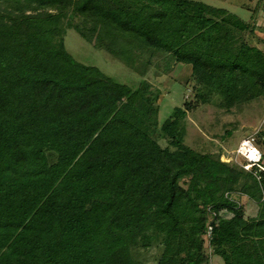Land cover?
Instances as JSON below:
<instances>
[{"label": "trees", "instance_id": "obj_1", "mask_svg": "<svg viewBox=\"0 0 264 264\" xmlns=\"http://www.w3.org/2000/svg\"><path fill=\"white\" fill-rule=\"evenodd\" d=\"M252 20L205 0H0V264H152L153 247L154 264H264V171L185 143L198 107L264 99ZM69 29L138 86L77 61ZM155 56L190 67L194 93L162 126ZM255 140L264 167V126Z\"/></svg>", "mask_w": 264, "mask_h": 264}, {"label": "rangeland", "instance_id": "obj_2", "mask_svg": "<svg viewBox=\"0 0 264 264\" xmlns=\"http://www.w3.org/2000/svg\"><path fill=\"white\" fill-rule=\"evenodd\" d=\"M205 2L226 8L247 22L253 21L252 18H254L258 25L260 22L264 23V0H205ZM255 30L256 36L255 33H251L246 34L245 38L250 41V44L264 51V29L256 28ZM257 36H260L262 41L258 42ZM65 45L77 61L99 68L105 75L120 83L136 87L142 80L119 58L104 50L93 48L74 29L67 31ZM161 58L155 56L152 67L145 75H142L151 84L153 90L161 91L160 126L173 114L176 107H182L187 97L190 100L194 95L191 85L186 84L191 68L186 66L179 69L180 65H178L173 72L164 74L162 67L158 70L156 66L163 64ZM185 121V143L187 145L199 152L210 153L215 158H219L221 162L244 168V158L237 154V149L246 139L253 138L256 142V134L264 126V99L260 98L235 106L230 111L216 105L200 106L195 112L189 113ZM233 198L242 204L246 218L257 215L258 207L253 201L239 194ZM222 215L227 218L232 216L227 211H222ZM160 254L161 249L153 247L144 253L143 259L154 264ZM206 264H223V262L218 256L212 255L210 262Z\"/></svg>", "mask_w": 264, "mask_h": 264}, {"label": "built area", "instance_id": "obj_3", "mask_svg": "<svg viewBox=\"0 0 264 264\" xmlns=\"http://www.w3.org/2000/svg\"><path fill=\"white\" fill-rule=\"evenodd\" d=\"M237 154L244 158L243 164L246 171H251L254 167H258L259 171H264V167L261 165L262 152L256 146L253 138L244 140L237 149ZM211 236L212 227H209L206 233L207 240H211Z\"/></svg>", "mask_w": 264, "mask_h": 264}, {"label": "crops", "instance_id": "obj_4", "mask_svg": "<svg viewBox=\"0 0 264 264\" xmlns=\"http://www.w3.org/2000/svg\"><path fill=\"white\" fill-rule=\"evenodd\" d=\"M260 25H264V23L261 24V22H260Z\"/></svg>", "mask_w": 264, "mask_h": 264}, {"label": "bare ground", "instance_id": "obj_5", "mask_svg": "<svg viewBox=\"0 0 264 264\" xmlns=\"http://www.w3.org/2000/svg\"><path fill=\"white\" fill-rule=\"evenodd\" d=\"M253 153V152H252Z\"/></svg>", "mask_w": 264, "mask_h": 264}]
</instances>
